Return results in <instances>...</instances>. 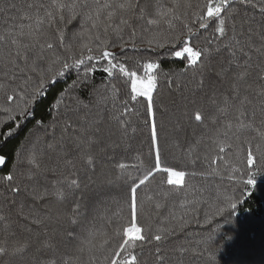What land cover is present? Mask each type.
<instances>
[{
  "label": "snow or ice",
  "instance_id": "snow-or-ice-1",
  "mask_svg": "<svg viewBox=\"0 0 264 264\" xmlns=\"http://www.w3.org/2000/svg\"><path fill=\"white\" fill-rule=\"evenodd\" d=\"M73 71L24 143L0 147V264H140L145 244L153 264H184L185 244L164 246L187 240L207 203L189 187L204 175L201 149H245L241 194L217 204L222 217L264 174V0H0V144Z\"/></svg>",
  "mask_w": 264,
  "mask_h": 264
},
{
  "label": "trees",
  "instance_id": "trees-1",
  "mask_svg": "<svg viewBox=\"0 0 264 264\" xmlns=\"http://www.w3.org/2000/svg\"><path fill=\"white\" fill-rule=\"evenodd\" d=\"M200 2L202 0H193V3ZM258 6L259 4H257ZM248 11L254 13L256 10L250 8ZM203 35L207 37L209 33L204 32ZM138 47L144 55L150 54L148 49L142 46ZM113 51H119V49H113ZM128 54L134 56L135 50L129 48ZM162 66L167 71L169 68L176 69L178 64L165 60ZM75 78L76 73L73 71L66 78L59 80L55 86L48 89L44 101L33 109L35 115L30 116L27 121H22V129L15 136L6 138V144H0L3 151L11 155L24 143L30 130H34L35 120L47 119L48 106L53 101V97L61 88L69 86ZM36 79L34 76L29 81V85H34ZM102 80H106L105 74L97 71L94 82L99 86ZM113 83L116 84L119 90L118 100L128 99L129 89L124 84L123 79L114 80ZM158 90L167 100L168 91L164 81L159 82ZM89 91V89L82 88L77 94L80 95L81 99L86 100ZM66 102L71 105L72 99L69 98ZM0 103H3L2 99H0ZM189 115L192 117L191 123L194 127V113L190 111ZM5 119L6 116L0 114V121ZM7 130V127L2 129L4 132ZM190 132L191 128H189ZM135 143L134 141L133 144L135 145ZM244 150V146L237 142L231 146L230 150L225 147L224 153L220 154L223 159H220L216 150L212 147L206 145L201 149V159L197 161L195 170L198 173L203 172L204 175H197L195 179H189V187L195 185L201 190L207 189V193H205L207 203L199 206L195 219L189 217L187 225L188 239L185 240L184 236L181 235L178 241L174 240L164 246L166 249H171L176 243L185 244L189 248V255L185 257L184 264H209V256H214L212 264H264V174H257L255 187L249 186L247 189L251 195L244 198V203L239 206L232 217H227V213L222 217L216 212L217 204L220 207H226L224 201L228 197H239L241 194L243 185L240 181L246 179L243 175L244 167L240 163L243 160ZM205 155L208 159L203 158ZM210 161H214V163L210 164ZM177 163L180 164L181 168L184 167L183 161H177ZM186 170L191 171L192 168ZM6 171L7 169H4L0 172V175H3ZM152 183L154 185L155 181ZM150 213L155 219L151 209L146 212V217ZM209 221H212V223L209 224ZM144 222L151 221L145 219ZM204 249L208 251L204 252L203 257H201L200 253ZM154 251L152 245L145 244L142 248L138 246L135 254L140 264H153ZM169 264H174V259Z\"/></svg>",
  "mask_w": 264,
  "mask_h": 264
}]
</instances>
